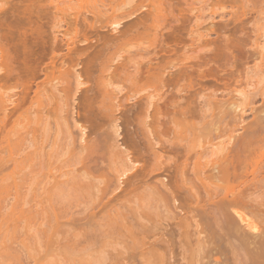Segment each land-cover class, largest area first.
<instances>
[{
    "label": "bare ground",
    "instance_id": "obj_1",
    "mask_svg": "<svg viewBox=\"0 0 264 264\" xmlns=\"http://www.w3.org/2000/svg\"><path fill=\"white\" fill-rule=\"evenodd\" d=\"M2 1L3 4L1 3L2 5L0 6V94H9L8 92H3V84L13 81V87L15 86V89L11 91L12 93L14 92L12 95H15V98L11 95L7 97L0 95V145L6 143L8 146L9 131L6 130L7 126L12 122L13 117L21 112V108L26 102L30 86L40 71L39 61H41V58L47 52V48H45L47 46L45 38L47 37L45 36L48 34H46L47 30L44 28L45 25H43L42 20L46 12L41 10V5H39L40 0ZM171 1L125 0L123 2L119 1L120 3L118 4L116 2V5H110V2L108 3L109 5L104 3L102 4L104 5L102 6L104 9L101 7L100 10H96L97 12L92 11V22H88L86 17H82L81 22H79L80 16L78 15H73L71 17L72 19L70 18L72 22L69 20L68 25L70 27L72 25L73 31L71 28V32L68 31V33L69 35L73 33V35L69 36L68 33H65L67 34L66 36H69L66 42L58 40L57 35L53 32L51 33V44L49 43L48 45H51V50L49 48L51 51V75L59 72L65 75L66 78V85L62 89L64 94H59L58 96L59 102L57 109H54L51 104V130L54 136L62 134L64 147L75 156L73 166L77 167L70 172L78 173L77 175L72 173L74 176L72 174L71 176L69 174L70 172H60L61 174L58 178L51 176L53 180L51 184V201L53 197L59 198L56 199V204L58 206L63 205V209L66 205L64 203L66 202L69 204L72 201L86 198L88 194L92 195L90 204L92 212L85 218L76 220L67 219L68 221L74 223L84 220L90 223L93 221L96 222L95 220L97 219H99V222L100 220H107L105 221V225L110 223V226L114 224L115 227L118 223V225L121 224L119 226L116 225L118 228L122 226L121 229H124L126 226L127 229H125L129 230L128 232H132L131 228L134 219L126 216V214L119 213L121 214L119 216L117 214L118 212H114L117 211L116 207L118 209L119 207L121 209H127L129 207H126L127 202L131 204L135 200L139 202L141 198L143 200V197H137L138 194L135 192L136 187H133V175H126L127 172L133 169L132 165L128 163L127 165L124 164L125 167L121 169L120 177L125 176V180L122 183L131 189H135V193L129 190L126 194H123L124 191L120 188L119 182L113 185L111 180L103 174L101 164L104 162L105 150L109 147L110 140L109 135L103 131V127L108 126L113 128V141L116 138L123 144L128 145L132 152L134 151L131 154L134 155L140 150H137V147L139 148V142L136 144L137 140H134L137 134H131L126 129V126L122 130L117 124L118 118L114 117L116 116L114 113H120L122 104L117 97L115 99L111 98L110 94L112 93L109 91V88L114 83H121L122 85L117 88L118 91L116 94H125L123 93L124 87L135 88L141 82L146 83L154 91V93L148 96L144 107V110H146L144 115L147 116L148 114L145 113L151 109V116H145V119L151 118V121H149L150 124H144L145 127L147 125L150 126V130L148 127V129L146 128L148 132L144 129V131L140 130L139 133L142 132L143 135L145 134V139L147 140H145V144L149 147L148 150H150L147 155L149 160L153 158L150 172L159 173L163 169L170 177L168 187L164 182L158 183L151 179L150 182L144 181V188L148 186L150 188L149 200L155 203V207L159 205L157 208L163 206L162 202L164 201H176L181 204L182 201H187L192 197V194L195 196L197 190L201 187L209 195L206 203L200 204V201L198 202L200 229L197 231V234L201 236L198 241H200L202 251L210 259L206 264H234L237 262L235 260L237 258V264H264V227H262L264 226V219L263 221L255 219V217L264 218V211L260 213L259 209L255 213L252 210L253 203H257L256 196L254 197L253 193L261 188L256 184L258 182L256 176L261 169L264 174V152H261L258 156L250 157L252 153L255 155L254 146H257L264 139V105L261 108H249L253 119L246 124L242 125V116H238L240 133L237 136L229 135L228 140L233 139L231 140L232 143H229L230 146L227 144L228 147L223 144L221 148L222 156L211 162V181L206 183L203 179L196 177L198 180V184H196L190 179L183 178L187 171L189 157L186 145L180 143L184 139L182 140L181 138L183 131L179 126L181 125V119L190 116L191 112L180 107L176 102H173L169 105L172 109L171 112L166 110V112L163 111L164 113H160V110H157L158 108L155 106L153 100L157 97L155 94L161 93L195 94L200 83L199 81L196 83L193 82V79L195 77L204 79L212 73H210V66L205 65L206 63L203 66L198 65L195 67L192 63L189 64L187 62V58L185 60H179L176 63L171 59L172 55L178 52L177 48L175 49L177 46L173 48L172 45H168L169 43L165 42V39L169 42L172 38L169 37V39L167 37V34H169L167 32H171L169 30L173 28L171 26L170 29L169 25L172 24L169 22L174 21L176 18L172 17L176 16L172 15V12L177 7L172 6ZM263 3L264 0H229L228 16L231 20H236L238 17L249 14L251 16L254 15V20H258L264 14V9L261 8ZM109 15L117 17L119 20L111 23V21H108L110 18ZM170 15H172L173 20L170 19L168 22L167 18ZM178 20L176 19L175 22L177 21L178 23H176L178 25L181 22L182 25V18L180 22ZM162 22L169 23V25L167 24L169 30L165 25L166 23H163L168 30L165 29L167 32L164 30L165 27L164 25L162 26ZM175 22L174 24L176 25ZM161 27L164 28L161 29ZM87 30H90L91 35L95 36L92 46H90V43L93 39L87 38L89 37L86 32ZM162 30H164L165 34L164 32L162 33ZM147 32H151L150 38L153 43L150 42V45L152 47L155 45L153 48L150 46L152 53L148 48L139 47L138 45H134V49L132 47L131 50L130 48L125 49L126 46L131 44V41L141 39L143 35H147ZM163 37L166 38L164 39ZM79 38H82V41L79 42ZM151 39L149 40L151 41ZM173 40L174 38L171 39L170 43ZM88 41L91 42L89 43ZM84 42L89 43V45L87 44L85 45L87 47H81L80 45ZM158 45L160 48L156 50ZM63 47L65 53L58 54L57 51L62 50ZM174 50H176L175 53ZM123 53L126 55L122 56L121 54ZM241 53L244 57L248 58L254 56L255 51L250 47L243 49ZM143 55L147 57L142 58ZM137 56L141 60H136ZM152 56L153 58H150ZM57 61H59V66H56ZM207 66L209 67L207 68ZM260 67H264V65ZM231 80L233 85L239 82L237 77ZM223 88L227 94L234 92L227 84H224ZM253 94H258L264 104V90L259 89L253 91ZM30 102L32 101L30 100ZM220 103L221 105L227 104L233 110V113H237L235 103L229 102V100ZM246 105L250 106L251 102H247ZM157 113H159L158 118L161 114L162 116H169V125L172 124V127L170 125L171 128L169 127V129H171L173 139L166 141V143L161 141V133L157 130V124L160 121L156 118ZM141 125L143 126V124ZM146 133H149L151 138ZM141 135V138L144 137ZM88 137L91 138L87 140ZM142 140L144 141V138ZM114 144L116 143L114 142ZM164 144H167V146ZM154 146H157V149L160 151L156 152L157 149ZM166 152L172 153L171 155H174L173 157L176 161L172 160L173 157L166 159L167 157L163 156L164 153L166 155ZM247 153H250L248 156L249 159H247ZM149 155L152 157L151 159ZM180 158L183 161H178ZM170 159L173 161L171 164L168 163V160L171 162ZM134 160L137 159L134 157ZM178 162L180 163L178 164ZM16 164L17 161L13 158V154L9 152L5 158H0V172L8 169L10 165L15 166ZM202 170L203 166L198 162L192 164L191 173L194 176H200ZM262 180L264 181V176ZM100 184L101 186H99ZM262 186H264V182ZM90 188L94 189L93 192L89 191ZM118 189L119 191H117ZM248 189H252L253 193L250 195L244 194ZM52 190H55V192ZM130 194L134 200L129 197ZM27 197L26 194H20L15 182L12 185L8 184L3 189H0V226L4 222L5 224H9L10 222L11 225L14 224L17 227L16 223H20L21 221L28 224L37 221L35 217H38V214L41 215L42 211L41 213L34 212L37 214L35 215L33 213H25L20 208L24 203L27 205V203L29 204L33 200ZM47 197L49 198V196ZM3 202L5 206L1 205ZM133 204L136 205V203ZM127 205L129 204L127 203ZM258 206L263 208L264 200ZM52 207L51 205V221L57 222L59 218L63 219V215L54 212L55 208ZM2 208L7 211L3 212ZM179 208H182V206ZM172 209L175 210L178 207L175 206ZM154 214L156 215L153 217H157V213ZM123 215L124 217H121ZM146 216L142 218L143 216L141 215L140 217L143 220ZM147 217V220L144 221L149 222L148 226L144 223V225L136 223L141 228V231L138 233L139 236H143L141 239L147 238L146 240L150 239L149 237H154L161 226L157 225V227L155 224L156 220L152 221L150 215ZM41 218L43 221L44 219L50 221V219L44 218L43 215ZM128 219L133 220L131 222ZM253 220L255 222L257 221V224ZM127 221L128 223H132V225L127 226ZM258 222H262L260 223L261 226L258 225ZM123 223L125 224L124 228ZM134 227H136L135 224ZM12 228L14 229V227ZM110 228H113V226ZM114 229L116 230V228ZM114 229L110 230L116 232ZM124 230L121 232L125 233ZM135 234L134 236H128L130 238L126 235L129 240H127L128 242L125 241V246L130 242L129 247H126L127 251L133 250L136 246L134 240L138 244V234L136 236ZM120 237H123V235ZM130 240L133 242L131 243ZM233 250L235 251V257ZM231 251L233 252L231 253ZM228 253H230L229 257H227ZM140 254L136 256L143 257L145 253ZM237 254L240 257L236 256ZM132 255H128L125 260L129 261L133 257V259L137 258L135 255L132 257ZM229 258H231L230 260L232 262ZM233 259L235 262H233Z\"/></svg>",
    "mask_w": 264,
    "mask_h": 264
},
{
    "label": "rangeland",
    "instance_id": "obj_2",
    "mask_svg": "<svg viewBox=\"0 0 264 264\" xmlns=\"http://www.w3.org/2000/svg\"><path fill=\"white\" fill-rule=\"evenodd\" d=\"M119 1L123 2L125 0H40L39 2L41 10L46 12L42 20L43 25H45L44 28L47 30L46 34H48L45 36L47 37L45 38L47 44L45 48H47V52H44L45 56L39 61V70L41 72L39 71L31 84L21 112L15 115L12 122L7 126L6 130L9 131L8 146L6 143L0 145V158H5L7 154L11 152L13 158L17 161L15 166L10 165L8 169L0 172V189H3V187L8 184L12 185L15 182L20 194H26L28 199H33L29 204L27 203V205L24 203V205L21 206V204L20 208L25 213L35 214L34 212L41 213V211L42 213L41 215L38 214V217H35L37 221L33 223L31 222L28 224L21 221L20 223H16L17 227H15L16 225L14 224L11 225L10 222L9 224H5V222L1 224L0 264H206V262L210 260L205 252L202 251L200 241H198L201 236L197 234V231L200 229L198 202L200 201V204L206 203L209 197L208 193L199 187L197 194H195V196L192 194V197L187 201H182L181 204L176 201H164L162 202L163 206L157 208L159 205L155 207V203L149 200V186L144 188V181L150 182L154 180L158 183L164 182L167 187L170 181L168 173L163 171V169H161L159 173L150 172L153 158L149 155L150 159L152 158L151 162L147 155L150 150H148L149 147L145 144V134L143 135L142 132L139 133L140 130L144 131V129H148V127L150 130V126L147 125V127H145V125L150 124L149 121H151V118H145L151 116V109L145 113L148 114L147 116L144 115V112H146L144 107L148 100V96L154 93V91L153 88L146 83L141 82L135 88L124 87L123 93L125 94H116L118 91L117 88L122 85L121 83H114L113 86L109 88V91L112 93L110 94L111 98L115 99V97H117L122 104L120 113H114V115H116L114 117L118 118L117 124L122 130H124V126H126V129H128L131 134H137L134 140H137L136 144L139 142V148L137 147V150H140L135 153L138 157L134 156L135 154H131L134 153V151L132 152L128 145L123 144L116 138H114L113 141V128L108 126L103 127V131L109 135L110 139L109 147L105 150L104 162L101 164L103 174L106 178L111 180L113 185L119 182L120 188L124 191L123 194H126L129 190L134 192L136 189L135 192L138 194L137 197H143V200L141 198L142 201L140 200L139 202L136 200L135 202L133 201L132 204L127 202L129 204L127 205L126 203V207L129 206L127 209H121V207L118 209V207H116L117 211H113L114 213L118 212L117 214L119 216L121 214H126V216L134 219V222L131 221L133 219H128L133 225L130 222L128 223V221L126 223L127 226L130 224L132 225V232H128L129 230H126V226V229L124 228V223L122 225L125 230L121 229L122 226L118 228L116 226L118 223L115 227L114 224H112L111 226H113V228H110V223H108L110 227L107 224L105 225V221L107 220H100L99 222V219H97L95 220L96 222L93 221L90 223L84 220L74 223L68 221L67 219L76 220L85 218L92 212L90 209L92 195L88 194L86 198L72 201L69 204L65 201L66 203L64 204L66 205L63 209V205L58 206L56 204V199L59 198L53 197L51 201V184L53 182L51 176L58 178L61 174L60 172H70L77 167L73 166L74 154H71L63 145L64 139L62 134L54 136L51 130V104L54 109H57L59 102L58 96L59 94H64L62 89L66 85L65 75L59 72H55L54 75H51V45L48 46L49 43L51 44V33H55L58 40L66 42L68 37L73 35V33L72 35L68 33V31L71 32V28L73 31L72 25L71 27L68 25L73 15L80 16L79 22H81L82 17H86L88 22H92V11L95 12L96 10H100L101 7L104 6L102 5L104 3L108 4L110 2V5H116L120 3ZM171 2L172 6L174 5V7H177L172 12V15L176 16L170 15V18L168 17V20H166L169 22L170 19L173 20L172 17H176L175 20L181 17L182 20L180 18L178 21L180 22L181 20L183 22L182 25L181 22L179 23L180 25H178V22L176 21V23L175 20L169 22L172 25L166 23V20V24L162 22V26L165 24L167 29L168 25L170 29L171 26L173 27L171 30L168 29L171 32H167L168 30L165 25V28L163 27L164 30L166 29L167 31H165L169 33L167 37L174 38L170 43L172 38H169L170 41L168 42L166 41L167 39H165L166 37H163L165 42L169 43L168 45H172L173 48L177 46L175 49L177 48L178 52L175 53L176 50H174L176 56L172 53L174 55L171 54V59L176 63L179 60H185L187 58V62L189 64L192 63L195 67L198 65L203 66L206 63L205 65L210 66V73L212 74L206 76L204 79H198L196 77L193 79V82L196 83L199 81L200 83V86L197 87V93L195 94H177L175 92H172L173 94H155L157 97L153 102L158 108L157 110H160V113H164L166 110L171 112L172 109L169 105L173 102H176L180 107L191 112L190 116L181 119V125L179 126L183 131V133H181L183 134L181 138L182 140L184 139L180 143L186 145L189 157L187 171L183 178L190 179L192 182L198 184L196 178L198 177L208 183V181H211L212 176L210 167L211 162L222 156L221 148L223 144L227 146V144L229 145V143H232L231 140L233 139L229 141L228 136H237L240 133L238 116H242V125L246 124L253 119L249 108H261L264 105L261 97H259L258 94H253V91L259 89L264 90V67H260L264 65V14H262L258 20H254V15L251 16L249 14L238 17L236 20H231L228 16L229 0H172ZM1 3L3 4L2 0H0V6L2 5ZM261 8L264 9V3ZM102 9L104 8L102 7ZM109 14H111V12H109ZM116 20H119V18L110 16L108 21L112 23ZM70 22H72V20ZM163 28L161 27V29ZM164 30H162V33ZM86 32L89 36L87 38L93 39L92 42L88 41L89 43L91 42L90 46H92L95 36L91 35L90 30ZM65 33H68L69 36H66L67 34ZM150 36L151 32H147V35H143L141 39H136V42L131 41V44L126 46L125 49L130 48L131 50L132 47L134 49V47L138 45L139 47L148 48V50L151 51L152 45H150V42H153ZM149 39H151V41ZM78 41H82V38H79ZM89 43L84 42L80 46L84 47L87 44L89 45ZM154 46L155 45H153V47ZM250 47L255 51L254 56L248 58L244 57L241 53L242 50ZM159 48L158 45L156 50ZM60 51H57L58 54L65 53L64 47ZM121 55L124 56L126 54L123 53ZM145 57L147 56H142V58ZM150 58H153V56ZM136 60L139 61L141 59L137 56ZM56 66H59V61H57ZM209 66H207V68ZM236 77L239 82L233 85L231 79ZM13 83L14 82L11 81L3 84V92L5 91L9 94L0 95H4L3 97L11 95L15 98V95H12L14 92H11L12 89H15ZM224 84L230 86L234 92L230 94L224 92ZM17 95L21 96L22 94ZM30 100L32 102H30ZM227 100L235 103L237 106V113H233V110H231L227 104L221 105L220 102ZM247 102H251V105L247 106ZM158 114L159 113H157L156 118L160 121L157 124L158 127H156L161 133V141L166 143V141L173 139V134L171 129H169L170 125L172 127V124L169 125V116H162L161 114L158 118ZM124 123L126 124L124 125ZM141 124H143V126ZM147 129L145 130L146 132H148ZM140 134L144 136L142 137L144 141L140 137ZM146 134L151 138L149 133ZM90 138L91 137H88L87 140ZM114 142L116 144H114ZM165 146H167V144ZM155 148L157 149L158 147L156 146ZM257 148H259V150H257ZM157 151L160 150L157 149L156 152ZM261 152H264V139L259 142L257 146H254L255 155L252 153L250 157L258 156ZM169 154L170 153L166 152V155L164 153L163 156H166V159L174 156L171 155L172 153ZM246 155L247 159H249L248 156L250 153ZM134 157L137 160H134ZM172 160L174 161L175 158L173 157ZM172 160L171 162L168 160V163L171 164L173 162ZM178 161L181 162L183 160L180 158ZM180 162H178V164ZM194 162H198L203 166L200 176H194L193 173H191V167ZM127 163L133 166V169L127 172L126 175H133L132 180L135 186L132 185L136 187L135 189H131L126 184L122 183V181L124 182L125 180V176L120 177V171ZM72 173H74V175L78 174L75 172H70L69 174L71 175ZM263 176V170L261 169L256 176L258 179L256 184L261 188L257 189L254 193L252 189H248L244 192L246 195L253 193V196H256L257 203H253L252 208L255 213L259 209L260 213L264 211V207L258 206L262 204L264 200V186H262L264 182L262 180ZM99 186H101V184ZM93 190L92 188L89 189L90 192H93ZM52 191L55 192V190ZM117 191H119V189ZM131 194L129 196L130 198H132ZM47 196H49V198ZM132 200H134V198H132ZM133 203H136V205ZM1 205L5 206V203L3 202ZM51 205L55 208V210L53 209L54 212L63 215V219L59 218L57 222L51 221ZM175 206H177L178 209L173 210L172 208ZM180 206H182V208H179ZM2 210L3 212L7 211L4 208H2ZM154 213H157V217H153L156 215ZM111 214L113 213L111 212ZM146 214L152 217V221L156 220V226L161 225L160 230L155 236L149 237L150 239L148 240H146L147 238L141 239L143 236L140 237L138 234L141 228L136 224H147L148 226L149 222L146 221V223L144 221L148 218ZM42 215L44 218L50 219V221L48 220V222L45 219L43 221L41 218ZM141 215L143 216L142 218H144V216H146V218L142 220L140 217ZM121 217H124V215ZM255 219L263 221L264 218L255 217ZM124 220L126 221V219ZM260 223L258 225H260ZM134 224L136 227H134ZM12 227H14V229ZM114 228H116V230ZM110 229H114L116 232H112ZM123 230L126 234L121 232ZM111 234L113 235L111 236ZM134 234L135 236L138 234V244L137 241L134 240L136 242V244L134 243L136 246H133L135 248H133L134 251L131 248V250L127 251L126 247L130 242L125 246V241L129 240L127 239L128 236H134ZM122 235L123 237H120ZM139 240L141 241L139 242ZM130 241L131 243L133 242L132 240ZM141 245L143 246L141 247ZM233 251H231V253ZM138 254H144V256L138 257L136 256ZM233 254L235 257V251ZM128 255H132V257L135 255L137 258L133 259V257L132 263V259H130L131 261L125 260ZM229 256L230 253L227 254V257ZM236 256H239V254ZM230 259L231 258H229V260ZM235 260L237 262H235ZM235 260L233 262L237 264L238 258ZM230 261L232 262V260Z\"/></svg>",
    "mask_w": 264,
    "mask_h": 264
}]
</instances>
